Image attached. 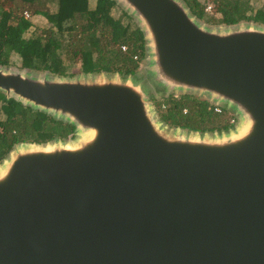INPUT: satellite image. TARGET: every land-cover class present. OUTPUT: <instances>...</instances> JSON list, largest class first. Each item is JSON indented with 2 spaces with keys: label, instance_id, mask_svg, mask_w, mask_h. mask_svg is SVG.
Returning <instances> with one entry per match:
<instances>
[{
  "label": "water",
  "instance_id": "95a60500",
  "mask_svg": "<svg viewBox=\"0 0 264 264\" xmlns=\"http://www.w3.org/2000/svg\"><path fill=\"white\" fill-rule=\"evenodd\" d=\"M115 1L165 95L198 94L238 122L170 128L136 76L0 65L8 98L76 127L1 161L0 264H264V25L211 26L184 0Z\"/></svg>",
  "mask_w": 264,
  "mask_h": 264
},
{
  "label": "trees",
  "instance_id": "16d2710c",
  "mask_svg": "<svg viewBox=\"0 0 264 264\" xmlns=\"http://www.w3.org/2000/svg\"><path fill=\"white\" fill-rule=\"evenodd\" d=\"M184 1L205 22L235 25L253 21L264 25V5L256 8L252 0ZM2 2L9 3L10 9ZM116 4L115 0H96L94 7L90 0H0V65H9L15 53L22 67L68 76L65 60L80 56L83 73L106 71L118 72L124 78L137 77L146 56L144 32L130 21L116 18L112 14ZM208 4L212 10L207 19ZM50 5L55 10H50ZM26 11L30 16L42 15L50 25H36L32 17L25 16ZM124 14L131 19L126 11ZM151 99L160 119L176 128L221 133L237 122V115L226 106L195 93L163 94L161 98L151 95ZM75 133L76 127L69 121L0 91V163L18 143L67 140Z\"/></svg>",
  "mask_w": 264,
  "mask_h": 264
},
{
  "label": "rangeland",
  "instance_id": "374dc122",
  "mask_svg": "<svg viewBox=\"0 0 264 264\" xmlns=\"http://www.w3.org/2000/svg\"><path fill=\"white\" fill-rule=\"evenodd\" d=\"M202 1H204V0H202ZM95 3H96V0H90V6L91 7H94ZM252 3L256 8H259V7L264 5V0H252ZM2 5L5 9H10L9 3L2 2ZM49 8L52 11L55 10V6H53V5H50ZM211 10H207V12H208L207 13V19L210 16ZM124 12H125V10H124L123 6L120 4H116L112 9V14L116 18L122 19L124 21V23H128L130 21L133 26L139 25L137 20L134 17H130L131 19H129L124 14ZM26 13L29 14L28 11H26L24 14H26ZM29 16H30V14L27 17H29ZM31 17H32V20L34 21V23L38 26L50 25V23L42 15H35V16L31 15L30 18ZM207 23L211 26H218L219 25V24H215L213 22H211V23L207 22ZM221 25H223V24H221ZM147 62H148V58L145 57L144 60L142 61L140 69L138 71L139 73H138L137 78L143 81L142 85L147 90V92L149 93L150 96L157 94L156 98H161L164 93L162 92V90L160 89L159 86H157L155 83H153L154 82L153 78L151 76L147 75V70H148ZM9 65H11V67L13 66V67H17V68H22L23 63H22V60L19 57V55L14 53L11 56V61L9 62ZM9 65H6V66H9ZM65 70H66L67 74H71V75H79V74L83 73L82 72V62L80 60V56H78L73 61L65 60ZM235 119L238 122V118L235 117ZM169 126H170V128H173V126H171V125H169Z\"/></svg>",
  "mask_w": 264,
  "mask_h": 264
},
{
  "label": "built area",
  "instance_id": "2783aa9c",
  "mask_svg": "<svg viewBox=\"0 0 264 264\" xmlns=\"http://www.w3.org/2000/svg\"><path fill=\"white\" fill-rule=\"evenodd\" d=\"M211 9H212V5H211V4H208V5L206 6V11H207V10H211ZM25 15H26V17H27L29 14L26 13ZM216 110H217V111H220V107H219V106H216ZM233 121H235V120L232 119V122H233Z\"/></svg>",
  "mask_w": 264,
  "mask_h": 264
}]
</instances>
